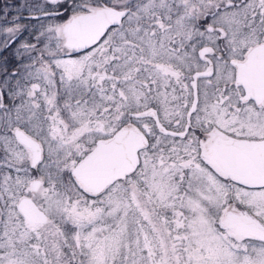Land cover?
I'll return each mask as SVG.
<instances>
[{"label": "snow or ice", "instance_id": "1", "mask_svg": "<svg viewBox=\"0 0 264 264\" xmlns=\"http://www.w3.org/2000/svg\"><path fill=\"white\" fill-rule=\"evenodd\" d=\"M0 264H264V0H0Z\"/></svg>", "mask_w": 264, "mask_h": 264}]
</instances>
